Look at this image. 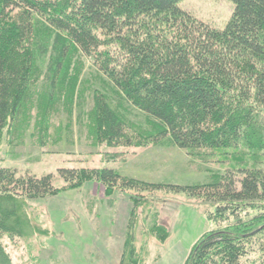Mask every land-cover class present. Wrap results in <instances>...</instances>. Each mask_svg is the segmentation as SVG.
<instances>
[{"label":"trees","instance_id":"trees-1","mask_svg":"<svg viewBox=\"0 0 264 264\" xmlns=\"http://www.w3.org/2000/svg\"><path fill=\"white\" fill-rule=\"evenodd\" d=\"M179 1L0 0V132L31 96L36 48L44 54L51 46V69L73 48L94 58L126 101L155 121L156 136H166L178 148L226 149L242 138L250 142L253 127L261 129L255 143L264 145V119H258L264 114V0H229L232 12L220 29L183 10ZM97 110L95 126L112 140L122 121L106 103ZM58 174L67 183L99 181L107 191L122 182L106 167L59 169ZM133 184L125 180L121 186ZM169 187L211 202L221 218L264 201V171L239 168L203 186ZM57 191L50 174L16 176L0 168V227H14L7 221L18 198ZM260 210L252 219L236 216L228 228L203 235L184 264H238L241 236L264 220ZM131 232L124 243L126 264H138ZM151 232L162 242L167 238L158 227ZM0 264H12L1 243Z\"/></svg>","mask_w":264,"mask_h":264},{"label":"rangeland","instance_id":"rangeland-1","mask_svg":"<svg viewBox=\"0 0 264 264\" xmlns=\"http://www.w3.org/2000/svg\"><path fill=\"white\" fill-rule=\"evenodd\" d=\"M178 5L218 29L233 8L229 0H181ZM36 50L31 96L0 132V168L14 170L16 176L50 174L58 191L16 200L7 221L14 227H0V243L12 264H121V258L126 264L127 230H132L138 264H184L203 235L264 211L261 201L220 218L211 202L169 187L203 186L239 168L264 171V145L255 143V131L261 129L252 128L250 142L238 139L226 149L178 148L166 136H156L155 121L126 101L94 58L73 48L51 69L52 47L44 54ZM101 103L122 121L112 140L95 126ZM258 117L264 119V114ZM105 167L114 169L122 182L133 180L134 187L124 188L119 180L107 191L99 181L67 183L58 174L59 169ZM151 227L165 230L167 238L159 240ZM241 237L238 264H264V220Z\"/></svg>","mask_w":264,"mask_h":264}]
</instances>
